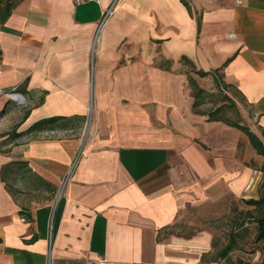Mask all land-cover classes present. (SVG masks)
Returning a JSON list of instances; mask_svg holds the SVG:
<instances>
[{"label":"crops","instance_id":"1","mask_svg":"<svg viewBox=\"0 0 264 264\" xmlns=\"http://www.w3.org/2000/svg\"><path fill=\"white\" fill-rule=\"evenodd\" d=\"M114 1L0 0V87H18L29 112L16 132L52 117L80 130L90 106L94 129L0 135V264H47L50 248L53 264H218L208 231L175 226L264 195L253 130L195 109L191 75L219 77L264 136V0H121L91 82L92 39Z\"/></svg>","mask_w":264,"mask_h":264},{"label":"rangeland","instance_id":"2","mask_svg":"<svg viewBox=\"0 0 264 264\" xmlns=\"http://www.w3.org/2000/svg\"><path fill=\"white\" fill-rule=\"evenodd\" d=\"M96 65L97 63L93 67L91 66V82L93 72L96 73ZM186 70L189 72L191 68L183 64L180 71ZM191 75L199 78L198 85L208 92L203 96L201 110H214L222 107L223 110L218 113V116L230 118L234 121L242 120V123L249 126L264 142V136L261 135L259 121H257L256 116L252 119L240 118L239 114L241 115L244 111L243 107L240 105L236 107L225 99L223 91L214 85L212 78L203 79L195 73ZM26 110L27 108H21L15 103H12V107L9 109L10 113L7 116H4L2 110H0V135H9L6 141L15 142L12 138H14L17 125ZM91 115L85 120L80 130L77 126L68 128L73 131L71 135L79 134L84 140L89 135L93 123ZM2 145H5L4 141ZM255 165L261 170L264 159L261 156L255 157ZM261 176L263 179L261 178L260 182L262 183L264 175L261 174ZM263 189L264 185L262 183L259 193ZM244 201H234L228 206L224 205L215 210L206 209L200 212L202 214L198 220L194 217H187L185 221H181L175 226L173 232L183 235H195L203 230L208 231L213 236L214 249L212 256L208 259H216L219 261L218 264H264V234L260 236L261 232L259 230V220L262 218L263 210L260 207L248 205ZM228 246H231L232 249L225 255L224 251Z\"/></svg>","mask_w":264,"mask_h":264},{"label":"trees","instance_id":"3","mask_svg":"<svg viewBox=\"0 0 264 264\" xmlns=\"http://www.w3.org/2000/svg\"><path fill=\"white\" fill-rule=\"evenodd\" d=\"M198 74L201 75L202 77H205L209 75V72H204V71H198ZM218 75V74H217ZM214 82L215 85L218 89H221V82L219 77H214ZM194 87V96H195V102H194V108L198 109L202 104H203V96L208 94L204 89L199 88L196 84L193 83ZM227 98V97H226ZM223 108H218L212 112L209 113L210 118L215 121H222L225 123H232L229 119L225 117H218L217 114L221 112ZM29 115V112L27 111L24 115V118H26ZM70 119L67 117H52V118H47L40 120L39 122L35 123L33 126H31L27 131L17 133L15 132L14 138L12 140L19 139L23 136H28V135H36L37 133L43 132V131H48V130H65L70 128ZM18 128V126H17ZM245 131L248 135V138L253 145L254 149L257 151L258 155H261L264 157V142L262 139L255 134L253 131H251L248 128H245ZM3 178H4V168H3ZM244 203L248 205H253L255 207H260L263 212H262V218L259 220V230L261 232L262 236L264 234V195L259 199V200H245ZM1 238H0V243H1ZM231 246H228L224 254L226 255L230 250Z\"/></svg>","mask_w":264,"mask_h":264},{"label":"built area","instance_id":"4","mask_svg":"<svg viewBox=\"0 0 264 264\" xmlns=\"http://www.w3.org/2000/svg\"><path fill=\"white\" fill-rule=\"evenodd\" d=\"M72 1L76 6H81V5H84V4L91 2V1L99 2V0H72ZM120 1L121 0H115L114 3L109 8H107L105 11H103L101 14V19L99 21V24H98L96 30H95V33H94V36L92 39V43H91L90 61H91L92 67L96 63V60H97V54H98V50H99V46H100V42H101V37H102V30H103L104 26L106 25V23L108 22V20L114 15L115 10H116ZM208 1H217V0H208ZM231 1L237 6L242 5L244 2V0H231ZM2 72H3V68L0 65V75L2 74ZM5 100L12 101L20 107L25 106V99L18 92V87H14L11 89H4V88L0 87V110L4 107L3 105H4ZM91 113H92V106H90V108H89V116L91 115ZM92 127H93V123L90 127L91 129L89 131V134H90L91 130L93 129ZM72 132L73 131L71 129L48 130V131H43V132L37 133L36 136L39 139H64V138L71 136ZM61 196H62V190L57 197L56 203H58L60 201ZM53 219H54V215H52L51 225H50V234H49V245L50 246L52 245L53 234H54ZM49 251H50L49 252V259H48L47 264H53L52 255H51V248L49 249Z\"/></svg>","mask_w":264,"mask_h":264},{"label":"water","instance_id":"5","mask_svg":"<svg viewBox=\"0 0 264 264\" xmlns=\"http://www.w3.org/2000/svg\"><path fill=\"white\" fill-rule=\"evenodd\" d=\"M5 112V110H2V113H4Z\"/></svg>","mask_w":264,"mask_h":264}]
</instances>
